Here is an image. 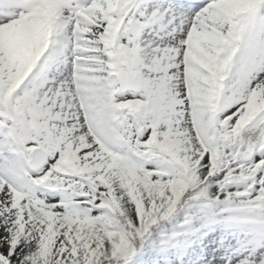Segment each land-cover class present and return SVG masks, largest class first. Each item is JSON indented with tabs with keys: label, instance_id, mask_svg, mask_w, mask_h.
I'll return each mask as SVG.
<instances>
[{
	"label": "snow or ice",
	"instance_id": "6c2138e0",
	"mask_svg": "<svg viewBox=\"0 0 264 264\" xmlns=\"http://www.w3.org/2000/svg\"><path fill=\"white\" fill-rule=\"evenodd\" d=\"M0 264H264V0H0Z\"/></svg>",
	"mask_w": 264,
	"mask_h": 264
}]
</instances>
